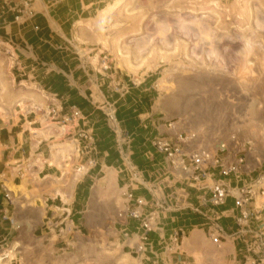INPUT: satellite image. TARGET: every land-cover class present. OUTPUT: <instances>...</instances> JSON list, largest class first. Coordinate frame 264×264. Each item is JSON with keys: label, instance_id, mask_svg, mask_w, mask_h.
<instances>
[{"label": "rangeland", "instance_id": "374dc122", "mask_svg": "<svg viewBox=\"0 0 264 264\" xmlns=\"http://www.w3.org/2000/svg\"><path fill=\"white\" fill-rule=\"evenodd\" d=\"M84 2L86 12L82 15L80 10L82 18L75 23L78 49L60 35L52 48L44 50L42 61L50 59L53 64L39 67L43 74L38 82L17 77L13 65L8 96L31 88L51 97L54 90L65 110L77 105L89 116L91 128L85 131L99 134L107 154L93 168L99 174L93 194L101 190L108 213L116 210L119 215L125 210L122 194L139 193L147 209L159 213L150 247L145 254L133 253L124 239L118 241L115 229L128 228L132 238L142 233L141 228L133 224L115 228L109 223L87 230L85 240L70 246L66 254L54 253L39 240L33 221L21 224L17 207L9 216L20 227L19 234H12L8 246L0 244V264H244L247 252L241 241L215 245L207 234L205 215L232 208L231 200L220 210L195 211L209 185L220 180L219 170L209 169L197 185L172 169L164 155L152 150L150 142L158 131L148 121L156 115L195 134L196 149L211 156L230 162L246 157L242 174L227 180L233 186L264 178V0ZM71 7L82 8L71 0L56 10L61 17ZM9 56L1 49L0 61ZM73 61L74 81L62 73L51 78L52 73L67 72ZM101 92L104 97H85ZM10 120L14 121L0 115V121ZM49 121L61 119L50 114ZM125 138L126 144L119 146ZM222 145L225 153L218 152ZM38 175L25 169L18 180Z\"/></svg>", "mask_w": 264, "mask_h": 264}, {"label": "crops", "instance_id": "0c3cea01", "mask_svg": "<svg viewBox=\"0 0 264 264\" xmlns=\"http://www.w3.org/2000/svg\"><path fill=\"white\" fill-rule=\"evenodd\" d=\"M70 1L34 0L35 18L24 23L15 21L17 14L14 8L19 6V0H0V52L5 49L11 53V56L0 61V115L14 119L13 122L0 121V244L3 246L14 240L11 239L13 233L19 234L15 222L9 216L11 213L14 216L17 207H21V224L28 220L33 221L36 231H40L39 240L48 245V251L54 253L63 251L62 254H66L65 251L70 246L75 247L85 240L87 230L91 231L109 223H113L115 228L117 225L130 224L139 226L137 229L141 228L140 222L136 220L128 217L119 219L116 210L112 214L108 213L107 202L101 190H96L95 195L93 194L94 179L99 175L93 168L97 160L100 161L107 154L100 146L99 134L85 131L86 128H91V124L89 116L84 115L79 106L70 105L65 110L54 90L50 93L51 97L31 88L13 98L8 96V87L12 86L13 80L10 74L13 65L19 71L17 77H31L38 82L43 74L39 67L53 64L50 59L42 61L44 50L52 48L60 35L65 36L73 48L78 49L74 34L77 30L75 23L86 12L84 0H73L82 8H68L62 12V18L58 14L61 11L56 10L60 6H68ZM65 33H68L67 36ZM85 59V55L79 59L83 66ZM75 65L76 62L73 61L71 65L68 64L70 68L67 72L52 73L51 78H59L62 73L67 79L74 81ZM96 95L99 98L104 97L102 92L89 95L85 93V97ZM88 100L91 101L90 98ZM20 103L25 106L24 110L19 106ZM73 109L79 110L81 117L66 121L72 115ZM27 113L29 115H25ZM50 114L61 121L50 122ZM162 120L155 115L148 121L153 131H158L157 136L150 142L154 151V140L172 134L169 121ZM81 132H87L93 138L89 150L85 149L87 143L79 136ZM127 139L119 140L118 145L126 144ZM164 158L167 161L165 156ZM167 163L170 166L168 161ZM25 169L39 172L38 177L19 181V175ZM7 193L12 198V204L6 199ZM134 194L140 197L139 193ZM124 200L125 210L135 207L134 203H129L126 198ZM143 212L144 215L156 213L155 222L159 218L158 211H149L147 206L143 208ZM5 213L10 220L3 221ZM222 223L231 229L232 222L229 218L226 217ZM115 231L118 241L124 239V246L132 248L133 253L140 255L148 251L152 232L148 234L147 241L143 242V230L132 238L126 227L121 232L117 229ZM24 241L27 239L22 237L21 243L26 245ZM64 245L68 248H60ZM141 246H144V251H139Z\"/></svg>", "mask_w": 264, "mask_h": 264}, {"label": "built area", "instance_id": "2783aa9c", "mask_svg": "<svg viewBox=\"0 0 264 264\" xmlns=\"http://www.w3.org/2000/svg\"><path fill=\"white\" fill-rule=\"evenodd\" d=\"M20 4L15 7L16 22H28L35 18L33 9L34 0H19ZM38 30V27H35ZM5 52L9 53L8 50ZM81 112L77 109L72 110V115L66 120L79 119ZM115 117L110 115V120L115 121ZM65 120V119H64ZM172 134L161 137L153 141V146L157 152L164 155L170 166L180 172L186 178H190L195 184H200L207 171L211 168L219 170L220 180L209 185L208 195L202 198L200 205L195 209L196 212L207 208L220 210L226 208L229 200L232 208L224 211H213L205 217L209 223L208 236L215 245H220L224 240L241 241L246 248L247 257L244 264H264V178H258L249 185L233 186L228 182V178L238 177L242 174L246 165V157L236 158L233 162L221 158L220 155L211 156L207 151L196 149L194 143L197 142L195 134H188L176 129L172 122L168 124ZM80 138L87 144L85 149L89 150L93 142L92 136L87 132H81ZM227 148L222 145L220 153H225ZM124 197L129 203H134L135 207L128 208L119 213L121 220L127 217L140 222L143 230V242L147 241V236L153 231L154 222L157 214L150 213L144 215L143 208L147 206V201L136 196L134 193L125 192ZM9 204L12 198L6 194ZM229 218L232 222L231 229H228L222 221ZM3 221L10 220L5 213ZM14 225V224H13ZM18 230L19 226H15ZM144 246L139 247V251H144Z\"/></svg>", "mask_w": 264, "mask_h": 264}, {"label": "bare ground", "instance_id": "6f19581e", "mask_svg": "<svg viewBox=\"0 0 264 264\" xmlns=\"http://www.w3.org/2000/svg\"><path fill=\"white\" fill-rule=\"evenodd\" d=\"M251 45H252V44H251L249 41H247V46H248V48H250ZM39 100H40V98H38V101H39ZM34 104H35V102H34ZM19 106L22 107L23 110L25 109V106H24L23 104H20Z\"/></svg>", "mask_w": 264, "mask_h": 264}]
</instances>
